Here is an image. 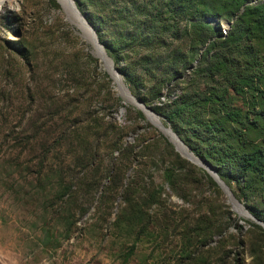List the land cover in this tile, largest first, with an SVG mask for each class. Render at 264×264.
<instances>
[{"label": "rangeland", "instance_id": "1", "mask_svg": "<svg viewBox=\"0 0 264 264\" xmlns=\"http://www.w3.org/2000/svg\"><path fill=\"white\" fill-rule=\"evenodd\" d=\"M59 1L0 4V264H264L257 223L233 209L208 171L182 156L155 121L124 98ZM259 1L264 2L247 4ZM223 2L214 0L216 15L206 19L226 34L238 15L228 17ZM85 15L108 53L101 34L115 23L103 25L91 9ZM256 16L250 12L244 22L256 25ZM259 30L234 54L247 70H264V28ZM167 39L178 42L170 34ZM150 52L132 57L138 68ZM200 54H191L189 64ZM114 63L130 88L120 69L124 63ZM195 78L173 87V99L163 95L164 103L148 105L166 126L173 128L165 112L174 99L179 103L227 85L221 76ZM162 90L167 94L168 86ZM230 92L213 110L240 108L242 116L230 126L247 127L257 119L252 105L262 108L263 93ZM203 112L200 119L213 116L211 107ZM191 120L185 118L182 134L177 132L188 146ZM232 132L221 135L220 166L224 156L241 151ZM247 135L261 140L256 130ZM107 166H113L111 173ZM73 180L74 190L66 193ZM228 185L236 196V182ZM260 201L255 197L253 204L264 207Z\"/></svg>", "mask_w": 264, "mask_h": 264}, {"label": "trees", "instance_id": "2", "mask_svg": "<svg viewBox=\"0 0 264 264\" xmlns=\"http://www.w3.org/2000/svg\"><path fill=\"white\" fill-rule=\"evenodd\" d=\"M75 1L84 14L91 9L92 18L96 17L103 25L110 21L115 23L106 28L105 37L101 34L102 41L106 43L108 53L116 64L119 66L124 63L120 69L133 94L142 98L147 105L164 103L163 95L167 97L166 100L173 99L172 88L183 81H191L195 77L212 80L218 76L225 78L227 85L223 90L212 88L204 96L179 103L174 99V106L165 112V117L180 135L182 132L179 125L184 124L185 118L192 119L193 127L187 128L190 134L186 137V140L190 138L188 144L191 149L200 158L211 163L226 183L235 181L239 189L236 196L246 203L257 218L264 220V207H259L258 203L253 204L255 197H259L260 202L264 203V101L262 108H256V104L252 105L257 119L242 129L230 126L242 116L240 108L231 107L218 112L213 110L216 105L226 103L231 90L237 95H242L250 89L258 90L263 93L264 98V91L260 88L261 81L264 82V70H247L234 56L243 42L253 39L257 32H261L260 27L264 28V2L247 4L251 0H224L223 7L227 9L228 17L238 15V19L233 21L229 31L224 34L206 19L216 15L212 7L214 0ZM130 2L135 5L134 8H130ZM162 6L166 10L159 9ZM241 9H244L242 14ZM102 10H106V14H101ZM250 12H257L254 18L256 25L252 24V21L244 22L245 15ZM169 34L170 39L173 37L178 42H168ZM200 50V58L189 64L192 61L191 54H199ZM142 51H151L152 54L142 62L141 68H138V61L134 62L132 57ZM151 82L154 85L147 89ZM166 85L168 91L164 94L162 89ZM208 107H211L213 116L200 119ZM248 112L246 117L250 119ZM195 118L200 119L196 124ZM229 129H232V133L240 140L241 151H231L232 154L228 155L227 160H224L226 156L222 158L224 163L220 166V151L217 148L221 143L222 133ZM250 130H256L261 140H249L247 133ZM193 136L201 141V146L195 144ZM209 142L212 144L208 148ZM88 161L87 167L91 168L93 159ZM107 167V172L111 173L113 166ZM76 184L73 180L67 185L65 192H72ZM157 193L156 190L151 195L155 196ZM254 226L264 236V227L258 223Z\"/></svg>", "mask_w": 264, "mask_h": 264}, {"label": "water", "instance_id": "3", "mask_svg": "<svg viewBox=\"0 0 264 264\" xmlns=\"http://www.w3.org/2000/svg\"><path fill=\"white\" fill-rule=\"evenodd\" d=\"M68 3H69V7L72 10H74L76 12V14H78L80 21L84 24V26H86V28L90 29L89 31L91 33L88 34L87 38L85 37V35L83 33L82 34L86 38V40L92 45V47H93L92 52L101 59V61L104 64L105 69L110 73V75L114 79L115 83L117 84L116 88L124 87L128 96H130V98H132V100H133L131 103H133L136 107H138L140 110H142V112L146 115L148 120H150L151 122H153L152 118L160 120L161 119L160 116L154 111V109H152V107L148 106L143 100L138 98L136 95H134L132 93V91L130 90V88L128 86H126V84L124 83V81L122 79V75L120 73L119 68L115 65L114 60L108 55V53L105 49V46L100 41L99 36H98L93 24L88 20L87 16L79 9L76 1L75 0H68ZM99 51H101V53L109 59L111 70L108 68V63L104 59L103 55L102 54L98 55ZM118 93L122 97H124L120 93V91H118ZM156 126L164 134H166L169 137L170 141L176 146V149L181 153L182 156H184L185 158L189 159L190 161L194 162L195 164L203 167L204 169H206L208 171V173L214 178V180L219 184V186L226 193V195L228 197V201L232 204L233 209L235 207V202H236L239 206H241L245 210V212L251 218V220L255 221L256 223H258L264 227V220L257 218L247 208V206L245 204H243L238 198H236V196L232 192L230 186L224 181V179L221 178L220 174L217 172L216 168L211 163H209L205 159H202L199 156H197L195 154V152L191 149V147L188 146L184 142V140L178 135L177 132H175L173 130V128L171 126H166L163 121H160V124H156ZM174 137L177 140H179L185 146L184 151H181L178 149L175 141L172 139Z\"/></svg>", "mask_w": 264, "mask_h": 264}, {"label": "bare ground", "instance_id": "4", "mask_svg": "<svg viewBox=\"0 0 264 264\" xmlns=\"http://www.w3.org/2000/svg\"><path fill=\"white\" fill-rule=\"evenodd\" d=\"M3 0H0V4H1V2H2ZM60 2L63 4V6L65 7V9L67 10V12H69L70 14H71V18L73 19V21H74V23L77 25V26H79L80 28H81V30H82V33L85 35V37L87 38V36H88V34L89 33H91L89 30V28H86V26H84V24L80 21V18H79V16H78V14H76V12L74 11V10H72L70 7H69V3H68V0H60ZM99 52H101V51H99ZM103 55V54H102ZM121 92H122V94L125 96V98H126V100L128 101V102H132L133 100L130 98V96H128V94L125 92V88L124 87H122L121 88ZM154 121H155V123L156 124H160V120H158V119H154V118H152ZM174 141H175V143H176V145H177V147H178V149L179 150H181V151H184L185 150V146L179 141V140H177L175 137L174 138H172ZM235 208L237 209V211L240 213V215H243V216H246V217H249L248 215H247V213L245 212V210L241 207V206H239L236 202H235Z\"/></svg>", "mask_w": 264, "mask_h": 264}]
</instances>
